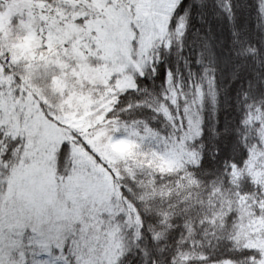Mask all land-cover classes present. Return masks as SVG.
I'll list each match as a JSON object with an SVG mask.
<instances>
[{
	"label": "trees",
	"instance_id": "trees-1",
	"mask_svg": "<svg viewBox=\"0 0 264 264\" xmlns=\"http://www.w3.org/2000/svg\"><path fill=\"white\" fill-rule=\"evenodd\" d=\"M180 2L184 9L179 23H170L172 10L164 38L153 48L151 66L135 76L134 88L118 93L106 114L108 133L128 138L137 154L122 170L119 189L139 215V235L127 230L120 215L101 212L88 224L80 222L90 220L87 215L73 218L56 245L86 250L88 243L100 242L101 237L92 236L98 228L106 231L103 236L114 232L118 244L108 264H264L263 250L236 235L246 216L264 217L256 202L263 188L246 172L260 147L255 117L264 122V85L259 83L264 65H256L247 47H258L255 40H245L248 9L245 0ZM229 3L236 6L235 15L228 11ZM161 57L171 69L167 77L163 66L153 68ZM6 60L0 53V79L9 73ZM54 126L62 137L61 128ZM13 141L10 161L14 150H20L17 158L22 151L20 139L9 143ZM69 151L68 141L62 140L56 153L62 174L71 167ZM155 154L162 165L151 161Z\"/></svg>",
	"mask_w": 264,
	"mask_h": 264
},
{
	"label": "rangeland",
	"instance_id": "rangeland-1",
	"mask_svg": "<svg viewBox=\"0 0 264 264\" xmlns=\"http://www.w3.org/2000/svg\"><path fill=\"white\" fill-rule=\"evenodd\" d=\"M176 4L0 0V53L10 68L0 79V125L6 137L20 139L22 149L20 158V150L13 151L7 173L0 176V213L12 216L25 236L35 227L37 249L54 250L73 218L87 215L90 220L80 222L88 224L101 212L120 215L127 230L139 235V215L119 189L122 170L137 154L128 138L108 133L106 114L118 93L134 88L135 76L151 66L153 48L162 42ZM255 120L260 147L246 172L264 191V122L258 115ZM62 140L69 143L71 159L63 174L56 167ZM150 159L163 163L156 154ZM232 174L238 177L234 169ZM260 195L256 202L264 208ZM93 232L100 242L88 243L86 250L74 246L73 264H108L118 245L114 232ZM236 235L264 252V217L246 216Z\"/></svg>",
	"mask_w": 264,
	"mask_h": 264
},
{
	"label": "snow or ice",
	"instance_id": "snow-or-ice-1",
	"mask_svg": "<svg viewBox=\"0 0 264 264\" xmlns=\"http://www.w3.org/2000/svg\"><path fill=\"white\" fill-rule=\"evenodd\" d=\"M196 5H189V7H195ZM234 5L229 3L228 11L234 12ZM243 7L248 9L246 20L247 27L249 30L248 35L245 40H255L258 47L253 48L251 44L247 47L253 52L255 57V63L257 66L264 65V60L260 59V51L264 49V0H245ZM181 9H184V3L177 0V6L173 9V18L170 19V23H179V17L182 15ZM187 11V9H185ZM231 17L229 20L231 21ZM183 31H187V24L185 23ZM233 36H237L235 31L232 32ZM236 42H241L237 40ZM171 44L169 45V51L171 50ZM210 47V46H209ZM163 48V44H161ZM181 52L183 49H180ZM159 55V52L157 53ZM214 55V54H213ZM157 65H161L165 70V77H167L168 72L171 70L164 62V58L161 57L153 63V68ZM241 65H236L235 68L238 71ZM155 71H153V76H155ZM259 77V73H257ZM141 79H145L144 76ZM249 87L254 88L251 80H249ZM259 83L264 85V77H260ZM2 87V86H0ZM245 99L248 98L249 93L245 92ZM205 134L204 123L201 124V139H203ZM11 137H6L4 135L3 126L0 125V176L7 173L10 165L8 164V159L12 153L15 146V142L9 143ZM33 235L25 236L16 226L14 218L10 215L0 213V264H73V257L76 255L75 250L70 244L64 243L60 244L56 249L49 250L45 248L43 251L36 248L39 244L40 234L37 233V229L33 227ZM69 239L75 242V237L69 235ZM58 252L59 256H53L52 252ZM67 252L68 256L64 257V253ZM43 255H48L49 259H44L41 261L38 257ZM63 257V259H61ZM77 264L79 262L77 261Z\"/></svg>",
	"mask_w": 264,
	"mask_h": 264
}]
</instances>
